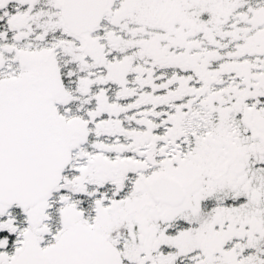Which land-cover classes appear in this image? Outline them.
I'll return each mask as SVG.
<instances>
[{
	"label": "snow or ice",
	"instance_id": "6c2138e0",
	"mask_svg": "<svg viewBox=\"0 0 264 264\" xmlns=\"http://www.w3.org/2000/svg\"><path fill=\"white\" fill-rule=\"evenodd\" d=\"M0 264H264V0H0Z\"/></svg>",
	"mask_w": 264,
	"mask_h": 264
}]
</instances>
